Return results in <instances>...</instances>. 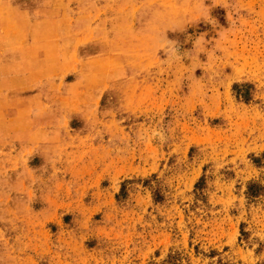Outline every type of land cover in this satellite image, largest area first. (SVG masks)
<instances>
[{
    "label": "rangeland",
    "instance_id": "obj_1",
    "mask_svg": "<svg viewBox=\"0 0 264 264\" xmlns=\"http://www.w3.org/2000/svg\"><path fill=\"white\" fill-rule=\"evenodd\" d=\"M0 264H264V0H0Z\"/></svg>",
    "mask_w": 264,
    "mask_h": 264
}]
</instances>
